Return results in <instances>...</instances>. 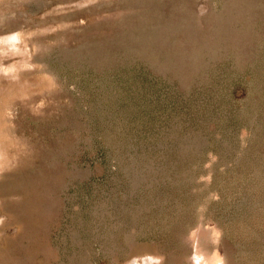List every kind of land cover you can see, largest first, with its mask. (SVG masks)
Wrapping results in <instances>:
<instances>
[{
    "label": "rangeland",
    "instance_id": "374dc122",
    "mask_svg": "<svg viewBox=\"0 0 264 264\" xmlns=\"http://www.w3.org/2000/svg\"><path fill=\"white\" fill-rule=\"evenodd\" d=\"M216 263L264 264V0H0V264Z\"/></svg>",
    "mask_w": 264,
    "mask_h": 264
},
{
    "label": "bare ground",
    "instance_id": "6f19581e",
    "mask_svg": "<svg viewBox=\"0 0 264 264\" xmlns=\"http://www.w3.org/2000/svg\"><path fill=\"white\" fill-rule=\"evenodd\" d=\"M29 206V205H28ZM27 210L28 209H22V208H20L19 209V212L21 213V215H23V217L25 218V219H27ZM18 217V216H17ZM34 230H33V224H32V221L30 222V224H27L26 225V227H25V235H32L34 232H33ZM32 237V236H31ZM215 263V262H214ZM216 264H218V263H216Z\"/></svg>",
    "mask_w": 264,
    "mask_h": 264
}]
</instances>
